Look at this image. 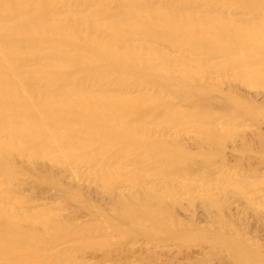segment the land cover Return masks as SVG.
<instances>
[{
    "label": "bare ground",
    "instance_id": "obj_1",
    "mask_svg": "<svg viewBox=\"0 0 264 264\" xmlns=\"http://www.w3.org/2000/svg\"><path fill=\"white\" fill-rule=\"evenodd\" d=\"M183 45L207 63L204 76L213 74L209 63L218 61L231 80L264 93V0H0V177L12 183L19 176L10 164L13 156L27 162L55 158L70 169L75 163L99 168V181L114 193L123 170L112 180L101 169H117L114 159L126 154L147 163L146 175L180 179L199 192L193 202L222 212L211 172L220 149L190 152L152 135L141 123L142 111H156L149 113L151 123L195 127L206 143L222 147L235 138L236 127L223 124L230 128L220 133L216 123L259 120L264 105L227 93L222 101L227 113H219V100L208 95L220 88L199 84L203 75L192 69L194 63L180 67L166 56V50L173 56ZM165 94L192 104L181 108ZM129 113L134 117L127 122ZM232 185L237 194L255 188L242 176ZM139 188L117 203L122 222H111L99 210L95 223L78 229L22 199L13 211L24 209V215H11L5 202L11 193H0V264H77L78 252L106 246L93 238L105 230L112 239L149 241L155 234L160 244L204 237L212 251L229 255L234 264H264V250L248 249L233 230L230 236H202L174 219L166 223L165 201L175 198V188L163 191L152 181ZM64 193L70 201L81 200L77 190ZM59 244L66 247L56 248Z\"/></svg>",
    "mask_w": 264,
    "mask_h": 264
},
{
    "label": "rangeland",
    "instance_id": "obj_2",
    "mask_svg": "<svg viewBox=\"0 0 264 264\" xmlns=\"http://www.w3.org/2000/svg\"><path fill=\"white\" fill-rule=\"evenodd\" d=\"M203 15L205 17L213 16H210L209 13ZM238 20L246 23L247 18L238 13ZM248 23L250 24V22ZM250 27H254L253 24H250ZM151 46L155 47V45ZM165 54L168 59L169 57L174 58L180 67L186 63H194L192 69L200 75H205V72L201 71L207 63H203V59L190 52L186 46L180 47L173 56L167 50ZM217 64H219L218 61L214 60L209 63L213 66V74L201 76L199 84H209L220 88V93L208 95L209 98L219 100L218 106L221 109L219 113H227L222 111L225 110L222 101L226 100L223 97L227 93L238 96L240 101L264 105L262 91L231 80L222 73V69ZM163 96H166L165 99H168L169 102L179 104L181 108L187 109L189 103L192 104L186 98H173L168 94ZM142 112L144 114L141 123L149 127L148 132L152 135H164L168 140L179 143L178 145L190 152L207 150L214 153L216 148L220 149L218 156L214 155L215 161L211 165V172L218 181L213 189L215 195L218 196V202L223 206L222 212L213 207L207 209L200 203L193 202L191 198L199 195V192L196 189L194 192L186 188L180 179H162L146 175L142 169L147 166V163L143 159L127 157L126 154L114 159L117 169H101L109 173L112 180L121 176L119 169L123 170L125 176H121V179L117 180L118 185L115 187L114 193H109L107 188H104V183L99 181L98 174L101 172L98 171L99 168L92 169L86 164L75 163V169H70L66 165L60 166L55 158L36 157L33 162H27L22 155H16L13 156L10 164L18 169L19 176L12 183L5 181V177H0V193L8 191L11 193L9 198H5L11 215H24V209L19 213L16 212L18 211L17 205H19L18 199H22V201H28L27 205L54 212L57 220L77 229L95 223L99 210L111 222L120 220L122 222L123 218L117 216V203L121 198H127L138 192L139 185L152 181L163 191H168L171 188L176 189L175 198L165 201L169 211L168 216H170L169 218H167L168 216L163 217L167 218L164 220L166 223L170 224L174 219L184 225L186 230H199L202 236H228L231 234L230 230H233L241 236L242 242L248 249L252 251L264 250V117L259 120L247 119L244 121L241 119L228 122L219 120L216 123L218 127L216 129L220 133L230 128L223 124L233 122L232 124L236 127L235 138L227 140L222 147H219L218 143L211 145L203 140V136H201L202 138L197 136L195 127L191 129L175 128L165 121L151 123L153 118H149L150 114L156 111L148 109ZM237 116L239 118V115ZM133 117L134 115L129 113L123 119L126 118L125 121L130 122ZM116 126L122 127L121 124ZM210 146L214 149H210ZM199 166L203 168L202 165ZM240 176L255 184V188L251 192L246 194L234 192L235 187L232 182ZM73 189L81 193L79 203H77V198L70 201L64 193L66 190L72 191ZM16 194L19 196L15 197ZM89 205H94L93 209L89 210ZM129 226L131 230L138 229L136 225L129 224ZM103 236L106 239H102ZM110 236L112 235L107 233V230L103 231L101 237H99V232H94L93 238L96 237L94 240L98 241V244L106 241V246L99 247L97 251L88 249L86 252L85 250L78 252L75 258L79 261L77 264H234L229 255L212 251L210 242H207L204 237L190 241L189 244L180 240L160 244L156 243L158 237L155 234L149 237V241L135 238L125 240L122 237L112 239ZM65 247V244H59L56 248ZM107 255H110L111 262L103 261Z\"/></svg>",
    "mask_w": 264,
    "mask_h": 264
}]
</instances>
